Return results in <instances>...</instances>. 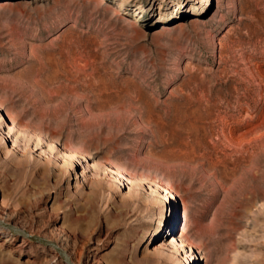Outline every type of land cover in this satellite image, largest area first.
<instances>
[{"label": "rangeland", "instance_id": "obj_1", "mask_svg": "<svg viewBox=\"0 0 264 264\" xmlns=\"http://www.w3.org/2000/svg\"><path fill=\"white\" fill-rule=\"evenodd\" d=\"M0 220L74 264H264V0H0ZM0 264L65 263L3 228Z\"/></svg>", "mask_w": 264, "mask_h": 264}, {"label": "water", "instance_id": "obj_2", "mask_svg": "<svg viewBox=\"0 0 264 264\" xmlns=\"http://www.w3.org/2000/svg\"><path fill=\"white\" fill-rule=\"evenodd\" d=\"M0 226L12 231L14 234H17V235H19V236H21V237H23L29 241H32L34 243L40 244V245L48 247V248H52L53 250H55L58 253V255L64 261L65 264H74L71 257L69 256V254L64 249H62L57 243L49 241V240L42 238V237H39V236L31 235L27 231H24L18 227L13 226V225L6 224L5 222H3L1 220H0Z\"/></svg>", "mask_w": 264, "mask_h": 264}, {"label": "bare ground", "instance_id": "obj_3", "mask_svg": "<svg viewBox=\"0 0 264 264\" xmlns=\"http://www.w3.org/2000/svg\"><path fill=\"white\" fill-rule=\"evenodd\" d=\"M0 229H3V227H0Z\"/></svg>", "mask_w": 264, "mask_h": 264}]
</instances>
